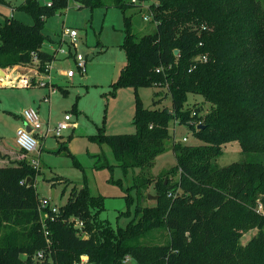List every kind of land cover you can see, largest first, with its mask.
Returning <instances> with one entry per match:
<instances>
[{
    "label": "trees",
    "instance_id": "trees-1",
    "mask_svg": "<svg viewBox=\"0 0 264 264\" xmlns=\"http://www.w3.org/2000/svg\"><path fill=\"white\" fill-rule=\"evenodd\" d=\"M75 1L80 7L104 4ZM113 1L124 13L120 46L127 59L115 89L158 86L155 95L165 93L172 100L171 108L145 107L138 100L133 133L109 134L99 127L91 136L110 144L115 166L124 174L138 170L131 184L136 195L127 191V210L120 215L130 219L113 226L101 218L105 196L93 194L86 185L74 187L57 211L41 209L34 185L39 169L26 156L12 160L0 166V227L8 229L0 237V264H28L39 250L46 264H76L81 255L88 256L87 264H128L129 258L137 264H264L262 0ZM146 2L153 28L139 36L127 11ZM68 3L53 0L49 6L22 0L18 8L29 12L33 23L14 16L0 20V67L35 63L42 71L56 60L57 50L43 49V43L52 40L44 33L45 22ZM189 94L209 104L190 109ZM172 120L192 129L202 143L176 140ZM229 142H238L245 158L218 166L215 159ZM168 148L177 164L158 177L152 172L154 162ZM152 184L159 197L145 203L143 192ZM76 220L83 222L81 228ZM251 229L257 232L242 246V236ZM155 230L168 233V238L147 242Z\"/></svg>",
    "mask_w": 264,
    "mask_h": 264
},
{
    "label": "rangeland",
    "instance_id": "rangeland-1",
    "mask_svg": "<svg viewBox=\"0 0 264 264\" xmlns=\"http://www.w3.org/2000/svg\"><path fill=\"white\" fill-rule=\"evenodd\" d=\"M5 1L6 3H0V20L14 16L25 23H33L32 15L18 8L22 0ZM45 1L48 0H40L41 3ZM262 2L264 4V0ZM148 5L146 2L141 9L133 8L127 11V15L132 16L134 30L139 36L153 28L147 16ZM80 6L75 0H69L67 8L46 19L44 33L50 35L52 40H46L43 49L53 52L59 48L63 39L60 48L66 54L71 47L72 52L86 56V71H77L74 61L58 50L51 70L56 91L45 100L43 96L47 93V87H29L22 84V77H15L18 74L27 75L26 77L29 74V77L39 75L35 63L22 65L17 69L15 66L2 68L7 71L12 83L0 85V141L15 145L17 129L23 126V110L36 109L45 123L41 129L44 136L35 135L40 144L42 142L43 148L39 147L36 153L29 155L20 148L15 149V152L19 158L26 156L29 160L38 156L39 165L34 168L39 169V173L34 185L40 199L49 198L52 204L60 206L66 204L74 187L82 188L86 185L93 194L105 196V209L101 212V218L110 220L113 226H124L130 219L120 216L122 211L127 210L124 196L127 191L136 195V188L131 187V184L132 175L138 170L124 174L122 168L115 166L117 159L110 144L92 140L91 136L98 133L99 127H104L109 134L133 133L136 131L134 116L138 100L143 106L150 108H171L172 100L165 93L157 97L155 92L159 90L158 86L145 85L135 90L123 85L115 89L113 83L117 81L127 62L125 50L120 46L125 38L124 13L113 0H104V4L95 7ZM66 28L77 30L76 48L70 38L64 35ZM68 69L76 70V74L71 78L62 75L61 71ZM154 98L161 99L154 103ZM202 102H205L202 96L189 94L186 106L193 109ZM66 114L71 115L70 126L63 130L61 136L47 131L48 124L53 128ZM170 131L176 140L191 145L202 143L192 129L174 120L170 122ZM63 143L67 144V149H60ZM223 150V154L215 159L218 166L245 158L238 142L225 144ZM5 164L9 163L6 161L0 163V166ZM176 164V156L172 148H168L156 157L152 172L158 175ZM119 179L122 180L121 184L117 182ZM155 192L152 184L143 192V202L152 203L153 199L148 195L156 194ZM7 232V228L0 227V237H4ZM162 232L155 230L145 240L152 243L164 242L168 233ZM256 232V229L246 232L240 240L242 246H245ZM126 262L137 264L133 258Z\"/></svg>",
    "mask_w": 264,
    "mask_h": 264
},
{
    "label": "built area",
    "instance_id": "built-area-1",
    "mask_svg": "<svg viewBox=\"0 0 264 264\" xmlns=\"http://www.w3.org/2000/svg\"><path fill=\"white\" fill-rule=\"evenodd\" d=\"M40 1V0H37ZM69 2V0H68ZM44 4L47 5H52L53 4V0H48L45 1ZM64 35L68 36L70 38V41L73 45L74 48H76V38L78 35V32L76 29L74 28H66L64 31ZM63 41V39H62ZM60 46L62 45V42ZM59 46V48H60ZM57 49V51L59 50L60 53L66 54V52L60 48ZM71 48V47H70ZM35 57L34 62L37 61L36 58V53L33 54ZM66 57H70L76 66V70L80 71V72H84L86 71V66H87V58L85 55L78 53V52H72L71 49L69 50V52H67ZM52 64L53 61L47 63L44 67V69L42 71L39 70V77L36 78L35 77H26L24 79L26 84H30L31 82H34L35 84L39 85V86H43V87H47V93L44 95V99L48 100L49 96L56 91V87H55V83L53 81V77L51 74V70H52ZM76 70L74 69H68L65 70L63 72L64 76H67L69 78L73 77L76 74ZM22 117L23 120L25 121V123H27L30 127L31 130H28L25 126L23 127H19L17 129L16 132V143L17 145L26 153H36L39 149V145L40 142L38 141L37 137L34 134V131H40L43 126V120L41 119L39 112L34 109V108H26L23 110L22 112ZM71 119V115L70 114H66L64 116V119L62 121H60L58 124H56L53 128L51 127H47V131L49 132H54L55 135L61 136L63 130L68 129L70 124H69V120ZM186 140V138H184V141ZM31 163L34 167H38L39 165V158L38 156H35V158H33L31 160ZM49 206L52 211H57L58 210V206L51 204L50 199L49 198H43L41 199V203H40V208L44 209L45 207ZM46 214V212H45ZM44 214V215H45ZM75 226L81 228L83 226V222L81 220H76L75 221ZM45 234L48 235V231H45ZM48 242L50 241L49 239H47ZM88 263V256L87 255H81V260L80 262L76 263V264H87ZM28 264H46L44 262V251L43 250H39L37 251L33 256H32V260L28 263Z\"/></svg>",
    "mask_w": 264,
    "mask_h": 264
},
{
    "label": "crops",
    "instance_id": "crops-1",
    "mask_svg": "<svg viewBox=\"0 0 264 264\" xmlns=\"http://www.w3.org/2000/svg\"><path fill=\"white\" fill-rule=\"evenodd\" d=\"M126 65V64H125ZM18 67H22V65H16L15 66V69H17ZM5 69V68H4ZM5 71V70H4ZM65 70H62L61 72H62V75H63V72H64ZM6 72V75H8V77H9V74H7V71H5ZM26 76L27 75H22V74H18V75H15V77H22V79H21V81H22V84L24 83L25 85H27V86H29V87H35V86H39V85H37V84H35L34 82H31L30 84H26L25 83V81H24V79L26 78ZM29 76H30V74H29ZM28 76V77H29ZM37 77H39V75H36V78ZM8 79V80H7ZM7 82L8 83H12V81L9 79V78H6V77H0V85H3V84H7ZM55 83V82H54ZM44 97V96H43ZM22 119H23V117H22ZM71 120V119H70ZM69 120V121H70ZM44 123V122H43ZM45 124V123H44ZM69 124H70V122H69ZM23 126H25L26 128H29L30 130H31V127L27 124V123H25V121L23 120ZM23 126H19V127H23ZM48 126H49V124H48ZM18 127V128H19ZM49 127H51V126H49ZM52 128V127H51ZM34 134L35 135H37L38 137L40 136H44V133L42 132V130H40V131H34ZM42 139L40 138V141H41ZM41 146H40V148L42 149L43 147H42V142H41V144H40ZM18 148H20L18 145H17V143H16V139H15V145H7L5 142H2V141H0V158H1V160H0V163H5L6 161L8 162V163H10L12 160H15V159H21V158H19L17 155H16V152H15V149H18ZM21 149V148H20ZM22 150V149H21ZM30 154V153H29ZM28 154V155H29ZM32 154H34V153H32ZM5 165H7V164H5ZM1 166H3V165H1Z\"/></svg>",
    "mask_w": 264,
    "mask_h": 264
},
{
    "label": "water",
    "instance_id": "water-1",
    "mask_svg": "<svg viewBox=\"0 0 264 264\" xmlns=\"http://www.w3.org/2000/svg\"><path fill=\"white\" fill-rule=\"evenodd\" d=\"M175 53H178L177 49L175 50ZM0 72L3 73L4 75L6 74L4 69H2L1 67H0ZM199 126H202V125H199ZM27 129L30 130L29 128H27ZM53 195H54V191H52V197H53ZM148 197L150 199L156 200L159 196L157 194H149Z\"/></svg>",
    "mask_w": 264,
    "mask_h": 264
}]
</instances>
